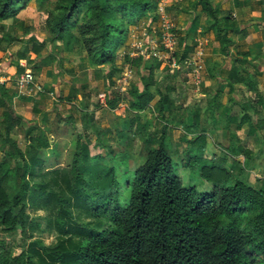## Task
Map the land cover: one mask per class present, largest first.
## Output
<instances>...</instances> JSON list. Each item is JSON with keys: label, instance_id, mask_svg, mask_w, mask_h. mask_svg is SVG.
<instances>
[{"label": "trees", "instance_id": "trees-1", "mask_svg": "<svg viewBox=\"0 0 264 264\" xmlns=\"http://www.w3.org/2000/svg\"><path fill=\"white\" fill-rule=\"evenodd\" d=\"M28 1L0 0V21L16 19L17 11L25 8ZM34 1L43 7L50 0ZM55 3L56 15L48 23L50 40L59 42L63 51H72L78 43L96 76L100 66L105 64L112 74L120 72L114 62L128 26L136 24L145 13L151 21L156 19L157 0H55ZM196 7L200 8L199 14L194 13ZM186 11L193 12V16L180 40V60L192 51L194 26L199 24L201 16L208 23L205 33H213L221 55H231L238 64L251 61L247 51L228 48L231 43L228 32H237L240 28L230 22V15H219L213 0H189ZM12 41L22 40L7 32L0 35V43ZM26 41L32 42L31 52L39 54V44L44 39L38 41L28 35ZM27 50L26 47L19 49L17 58L23 59ZM123 57L125 63L132 61ZM157 67L158 63L139 64L137 84L125 92L114 88L104 93V106L121 127L117 132L119 139H128V130L136 126L138 114L149 109L154 97L150 88L156 87L154 70ZM22 71V67H16L17 75ZM256 72L260 73L258 68ZM111 76L105 78L109 81ZM210 78L229 87L234 82L232 77ZM250 88L257 104L264 105V97L255 92L254 85ZM77 90L72 86L65 98H72ZM0 91L2 97L6 96L2 85ZM235 98L230 96L232 101H236ZM169 104L167 94H162L157 101L160 118H164ZM0 107L4 124L0 146V226L14 228L19 225L22 229L25 209L40 206L55 194L45 190L41 183L30 182L33 168L42 162L39 150L46 145L40 138L33 137L24 149L18 147L9 129L22 117L13 113L2 98ZM247 107L250 105L243 108ZM127 112L129 115H125ZM82 120L85 125L91 123L93 133L98 134L91 114H84ZM230 122L235 123V130L247 124L246 137L261 129L264 123L259 119L254 124L247 113L238 120L227 116L223 127L228 130L229 142L224 156L204 155L203 133L185 137V168L198 167L199 178L212 185L211 189L201 192L193 185L184 186L176 175L165 124L157 136L141 137L149 147L144 160L134 169L126 168L130 157L124 152L112 155L107 162H102L98 155L91 156L89 136L84 131L82 137L74 141L67 167L69 178L64 181L70 199L56 195L59 203L55 215L57 231L69 235L66 240L71 244L70 249L62 245L48 248L33 241L35 246L13 257L11 264H264V192L245 184L237 178V172H232L237 165L232 158L237 156L243 157L241 166L237 165L238 170L255 167L249 164L250 151L240 145L235 132L229 130ZM232 162L235 165L232 166ZM70 202L94 216L106 217L108 225L92 230L69 224ZM71 235L77 237L76 242L71 241ZM0 264H8V261L1 257Z\"/></svg>", "mask_w": 264, "mask_h": 264}, {"label": "rangeland", "instance_id": "rangeland-1", "mask_svg": "<svg viewBox=\"0 0 264 264\" xmlns=\"http://www.w3.org/2000/svg\"><path fill=\"white\" fill-rule=\"evenodd\" d=\"M213 2L218 7L219 15H230V22L240 28L237 32H228L231 40L228 48L247 51L251 61L245 60L238 64L231 55H221L218 50L219 43L213 33H205L204 29L208 23L201 16L199 24L193 27L192 51L180 60V40L193 16V12L186 11L189 0H157L154 21L145 13L136 24L127 27V35L117 48V59L114 62L120 72L112 74L109 65L105 64L100 66L97 76L89 67L84 50H79L81 46L78 47V43L72 51H63L59 42L50 40L48 23L57 12L55 0L48 1L43 7L34 0H29L25 8L17 11L16 19L0 21V35L7 32L22 40L0 43V85L6 87V96L2 97L0 91V98L13 113L22 117L20 122L9 129V134L22 149L33 137L40 138L46 145V148L39 150L42 162L33 168L30 182L41 183L45 190L55 194L40 206L25 209L22 229L19 225L14 228L0 226V258L4 257L8 264H11L13 257L35 246L33 241H38L40 245L48 248L62 245L70 249L71 244L66 240L69 235L57 231L55 215L59 203L56 201V195L70 199L64 181L69 178L67 167L74 141L77 137H82L84 131L89 136L91 156L98 155L102 162H107L112 155L117 156L124 152L130 157L126 168L134 169L144 160L149 147L143 143L141 137L157 136L161 126L165 124L170 145L169 155L177 165H174V170L181 183L184 186L193 185L199 192L211 189V183L199 178L198 167L185 168V137L203 133L204 155L224 156L229 142L228 130L223 127L227 116H234L238 120L243 113H247L254 124L259 119L264 121V105L257 104L250 88L254 85L255 92L264 97V0ZM199 10L200 8L196 7L194 13L199 14ZM165 15L175 27L176 66L173 68L168 66L169 61L165 57L169 55H163L158 44L160 16ZM129 33L132 34L131 38ZM28 35H33L38 41L44 39V42L39 44V54L31 52L32 42L26 41ZM153 36L156 47L150 43ZM23 47L28 50L23 59H18L16 53ZM198 50L202 52L200 56L196 55ZM123 56L132 61L125 63ZM22 63L23 66H20ZM138 63H158L154 70L156 87L150 88L154 97L149 103V109L138 114L136 126L128 130L129 138L119 139L117 132L121 129L120 124L104 106L103 95L114 88L125 92L131 85L137 84ZM197 65L201 67L199 70ZM18 66L33 73L40 91L31 87H20L15 83ZM257 68L260 72L258 74ZM108 75H112L109 81L105 78ZM209 75L218 79L232 77L234 82L231 87L226 84L219 85L213 82ZM72 86L78 90L72 98H65ZM162 94H167L170 99L169 110L163 114L164 118H160L157 112V101ZM231 95L236 97V101L230 99ZM245 105L250 107L244 109ZM1 111L2 107L0 146L4 126ZM84 114H91L93 127L98 129V134L93 133L91 123L85 125L82 120ZM31 129L33 131H30ZM229 130L235 132L240 145L250 151L249 164L255 167L253 170H238L237 165L241 166L243 157L237 156L232 158L237 163L232 170L233 174L237 172L239 180L264 192V123L261 129H256L249 137H246L247 124L235 130V123L230 122ZM16 162L20 164V161ZM234 162L232 166L235 165ZM119 171L123 169L120 167ZM122 193L124 194L123 190ZM69 209L67 222L74 227L86 226L88 229L100 230L108 225L106 217L94 216L90 211L78 208L71 202ZM65 227L66 225L63 228ZM70 238L72 242L77 241L74 235Z\"/></svg>", "mask_w": 264, "mask_h": 264}, {"label": "built area", "instance_id": "built-area-1", "mask_svg": "<svg viewBox=\"0 0 264 264\" xmlns=\"http://www.w3.org/2000/svg\"><path fill=\"white\" fill-rule=\"evenodd\" d=\"M162 12V10H161ZM160 28L158 30V44L160 49H162L163 55L168 54L169 56H165L169 61L168 66L173 68L176 66V60L174 57L175 46H176V38L174 34V24L168 20L167 16L161 17ZM150 43L157 46L155 42V36H153V40H150ZM202 54L201 50L196 51V55L200 56ZM23 66V63L20 64ZM198 70L201 68L200 65H197ZM197 70V71H198ZM15 83L22 87H31L35 88L36 91H40L41 88L36 84L34 80L33 73L29 69H23V71L17 75L15 79Z\"/></svg>", "mask_w": 264, "mask_h": 264}, {"label": "crops", "instance_id": "crops-1", "mask_svg": "<svg viewBox=\"0 0 264 264\" xmlns=\"http://www.w3.org/2000/svg\"><path fill=\"white\" fill-rule=\"evenodd\" d=\"M133 33H134V32H133ZM129 34H130V33H129ZM131 35H132V34L129 35V38H131ZM200 84H201V82H200ZM5 88H6V87H5ZM99 104H100V103H99Z\"/></svg>", "mask_w": 264, "mask_h": 264}]
</instances>
